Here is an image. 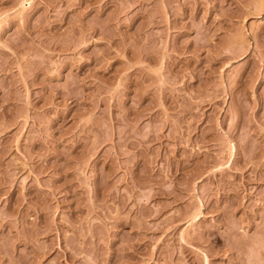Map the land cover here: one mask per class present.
Returning <instances> with one entry per match:
<instances>
[{"label":"rangeland","instance_id":"obj_1","mask_svg":"<svg viewBox=\"0 0 264 264\" xmlns=\"http://www.w3.org/2000/svg\"><path fill=\"white\" fill-rule=\"evenodd\" d=\"M0 264H264V0H0Z\"/></svg>","mask_w":264,"mask_h":264}]
</instances>
